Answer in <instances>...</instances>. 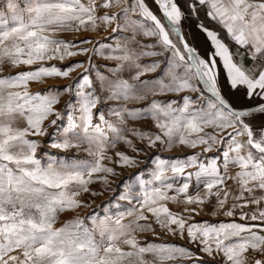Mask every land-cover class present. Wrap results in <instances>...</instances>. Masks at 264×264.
<instances>
[{
	"label": "snow or ice",
	"instance_id": "6c2138e0",
	"mask_svg": "<svg viewBox=\"0 0 264 264\" xmlns=\"http://www.w3.org/2000/svg\"><path fill=\"white\" fill-rule=\"evenodd\" d=\"M153 2L162 16L147 0H24L23 7L20 0H4L12 16L11 22L0 18V264H175L178 259L196 264V254L185 246L141 240V233L159 239L153 225L166 235L184 239L186 234L200 252L214 261L218 257L219 264H264V123H253L264 117V0H185L187 14L177 0ZM201 12L218 26L197 24L208 44L205 55L187 42L180 27L186 15L199 20ZM101 27H111L115 46L87 37L62 38L64 33L96 32ZM120 31L132 35L121 43L115 35ZM137 35L154 37L156 43L142 44ZM130 44L142 49L159 46L162 51L137 52ZM163 52L171 55L162 75L141 80L160 64L141 65L140 57ZM76 56L87 59L64 63ZM93 56L117 62L109 68L110 75L95 68ZM6 67L25 70L5 75ZM125 70L134 74L124 79ZM221 74L232 92L242 88L247 100L256 98L258 103L235 107L221 87ZM49 80L70 82L31 91L32 84ZM184 92L197 96H180ZM170 94L179 100L153 99L144 111L124 104L100 107L108 101ZM65 95L69 100L57 110ZM126 118L151 119L156 131L120 127ZM49 128L57 129L59 138ZM126 131L149 148L159 143L165 150L184 146L202 151L182 159L154 158L150 179H143V173L131 178L138 192L124 182L118 197L128 201L124 210L112 215L106 206L103 217L76 216L57 226L61 213L89 207L79 197L90 191V184L99 180L107 185L108 175H115L104 163L113 162L109 149L122 142L140 151ZM46 135L50 147L83 150L89 158L43 159L37 155L40 140L35 138ZM213 151L218 155L205 163L203 154ZM115 155L118 166H136L134 157L119 151ZM189 168L196 171L187 172ZM193 176L197 189L203 184V194H189ZM178 178L183 183L177 185ZM212 198V215L232 218L239 209L242 222H192V214L199 215L197 208L185 207V216L168 207L169 202H182L201 208ZM249 205L255 207L246 210Z\"/></svg>",
	"mask_w": 264,
	"mask_h": 264
},
{
	"label": "rangeland",
	"instance_id": "374dc122",
	"mask_svg": "<svg viewBox=\"0 0 264 264\" xmlns=\"http://www.w3.org/2000/svg\"><path fill=\"white\" fill-rule=\"evenodd\" d=\"M179 3H182V7L184 11H186V4L185 0H178ZM23 2L24 0H20L21 7H23ZM147 3L149 4L150 7H152L155 11L156 10V5L152 0H147ZM184 5V6H183ZM185 7V8H184ZM201 14V13H200ZM11 16L12 14L7 12L6 8L4 7V0H0V18H6L11 22ZM160 16H162L160 14ZM185 22V23H184ZM187 22H189L188 17L184 19L181 23V29L184 28V25L186 26ZM199 23V22H198ZM197 23V24H198ZM113 33L108 31V30H101L98 29L96 32H82V33H64L62 34V38L66 40H82L84 38H90L93 40V42L96 41H101L105 43L112 44L115 46V39H113ZM116 35V34H115ZM95 36H101L103 40L96 39ZM119 34L116 35L117 38H119ZM125 36L121 35L120 38L123 39ZM174 41L177 40L175 36L171 37ZM203 39L200 41L197 40V45H201V51L206 52L205 46L203 43ZM196 42V41H195ZM84 47H89L91 48L92 45H82ZM179 46V45H178ZM158 47V48H157ZM156 48L160 51L159 46ZM199 47V46H198ZM134 49L139 50V52H142V48H137L134 47ZM156 49V50H157ZM144 50H149V49H144ZM157 50V51H158ZM200 53V52H199ZM164 55L169 54V52H163ZM91 55V53H89ZM143 61L144 57H141ZM87 59L86 56H76L72 57L66 61H64L65 64H71L76 61H85ZM93 63L95 65V68L98 69L100 72L104 73L105 75H110L109 73V68H112L116 65V61L113 60H105L100 56H93ZM54 63H60L59 61H54ZM87 66V65H86ZM25 70L23 67L21 69H11L10 67H6L4 69V74L7 75L10 72H15V71H23ZM79 72H82L83 69L78 70ZM183 69H181L180 72H182ZM125 71L122 73V76H124ZM78 75V73H73V76ZM92 79L94 81V86L97 87V91L99 92V85L98 82H96L95 78V70L92 72ZM149 76V75H148ZM148 76L141 77V80H148ZM70 81L68 80H49L46 82V84L40 85V84H32L31 85V91L36 92V91H42L44 88L56 84V85H64L69 83ZM226 91V90H225ZM101 95H106L105 93H100ZM183 95H188V94H182ZM153 99H158V100H163L166 101L168 99H177L179 100V96H174L170 94L169 96H157L153 97L151 95H148L146 99L142 101H130V102H123V101H108L106 104L101 105L100 107L102 110H107L109 107H118L121 104H124L128 109L130 110H140L144 111L147 109L148 105L151 103ZM69 100V97L65 95L64 97L61 98V103L57 105V110H62L64 107L65 102ZM55 117H51L50 119H54ZM109 119L115 121V117H109ZM47 123V122H46ZM64 124H66V117L64 120ZM122 128L125 129H140L142 131H151L155 132L156 129L153 125V122L151 119H127L126 118V123L123 125H119ZM49 132L53 133L57 138H59V131L55 128H49ZM125 135L127 136L128 139L132 140L135 148L139 149L140 151H133L131 148H129L127 145L124 143H118L114 149H109L108 155L113 157V162L109 163L107 160L104 161L107 166L112 167L115 171V175H108V184L105 185L103 182L97 180L95 183H92L89 185L90 191L87 193H83L79 199L83 201L85 204H88L89 207L87 208H80L77 209L75 212H65L61 213L59 215V219L57 222V226H59L63 221L72 219L76 216H80L81 218L87 217L91 214L98 213L99 216L103 217L105 215V207L107 206L109 209V214L114 215L117 211H122L124 208L128 207V201L126 200H119L118 197L120 196L121 192L124 190L123 185L125 181H129L132 183V191L138 192L139 191V185L132 182L131 178L135 177L138 173H143V179H150V171L154 168V163L153 160L156 157H159L161 159H166V160H173L177 158H184L188 155H191L196 152H201L199 148L197 149H190L186 148L184 146H177L171 150H165V148L157 143V145L154 148H149L147 146L146 141H140L136 137L132 136L130 132H125ZM35 139L40 140V147L37 150V155L40 157H43V159L47 160L49 158H63V159H88L89 157L83 150H72L69 152H62L59 149L52 148L50 147V138L49 136H44V137H37ZM86 147V145H85ZM123 152L126 155L130 157H134L136 161V166L135 167H120L118 166L115 161L118 159L115 155L116 152ZM218 154H203L202 159H204V162H207L208 158H211L213 156H216ZM145 163H142V162ZM187 172H193L194 168H189L186 169ZM102 175V174H99ZM183 183V178H178L177 179V185ZM197 181L195 176L192 177L190 181V187H189V194L194 195L196 192L199 190L201 194H203V191L200 190L202 189V185H200L199 189L196 187ZM91 192H97L99 195L93 196L91 195ZM170 195H174V193H169ZM180 200H183V197H180ZM119 204L121 207L117 208L116 205ZM168 207L173 211V212H178L181 213L185 216L188 215V213L184 212L185 207L188 208H197L199 211V215H196L195 213L192 214V222H203V221H208L211 222V215L208 213L206 215L205 208H198L196 205H185L182 202L181 203H168ZM87 222V221H86ZM156 228V232L159 235V239H157V236H154L152 233H141L140 239L141 240H148V241H155V242H170L176 245H181L185 246L188 249L192 250L193 253L196 254V264H219V258L214 261L212 257L207 256L206 254L202 253L199 251V248L196 244L190 243L186 237L181 239L178 235L177 236H171V235H166L162 232H160V229L158 226L153 225ZM202 258V259H201ZM175 264H192L191 261L185 260V259H178Z\"/></svg>",
	"mask_w": 264,
	"mask_h": 264
},
{
	"label": "crops",
	"instance_id": "0c3cea01",
	"mask_svg": "<svg viewBox=\"0 0 264 264\" xmlns=\"http://www.w3.org/2000/svg\"><path fill=\"white\" fill-rule=\"evenodd\" d=\"M152 1H153V0H152ZM131 2H132V0H129V4H130ZM177 3L182 7V3L180 4L178 0H177ZM154 4H155V3H154ZM155 5H156V4H155ZM183 6H184V5H183ZM150 8H151V10H152V11H153L158 17H160V14L162 15V13L160 12V10H159V8H158L157 5H156V10H157V11H155L152 7H150ZM182 10H184L183 7H182ZM113 11H119V10H118V9H113ZM194 16H196V15H194ZM132 18H133V19H140V17H139L138 15H133ZM120 22H121V24L123 23V21H120ZM198 22H203V21H202V20H199ZM112 27H115V24H113ZM210 28H212V27H210ZM100 29H101V30H104L102 27H101ZM107 30L110 31V32H112L111 27L108 28ZM117 34H119L120 36L123 35V36H125V37H130V36L132 35L131 32H123V31H120V32H118ZM117 34H116V35H117ZM120 36H119L118 39H120L121 43H123V39H121ZM95 38H96V39H99V40H103V38H101V36H100V37H99V36H95ZM136 39H137L138 41H140L142 44H155V43H156V40H155L154 37H152V38H146V37H144L143 35H137V36H136ZM114 41H115V43L117 42L116 39H115ZM129 47H131V48H134V47L140 48L139 45H137V44H130ZM193 47H194V46H193ZM157 48H158V47H157ZM157 48H153V49H149V50H144V49H142V50H143V51H156V52H160V50H158ZM195 48H197V47H195ZM156 49H157L158 51H157ZM197 49H198V48H197ZM198 50H199V49H198ZM136 51L139 52V50H137V49H136ZM199 52H200V51H199ZM200 54H201V53H200ZM141 57H142V56H141ZM141 57H140V59H139V61H138L141 65H150V64H152V63L159 62L160 67L157 68L156 71H154V72H147V73H145V74L142 76V77H145V76H148V75H149V76H148V80H153V79H155V78H157V77H159V76L162 75V73H163V71H164V69H165V67H166V62H167L168 58L170 57V55H169V54H166V55L162 54V55H157V56H143V57H144V60H143V61H141V60H142ZM181 69H182V68H181ZM181 69H178L177 71L180 72ZM124 74H125V75L123 76V78H124V79H128V78L130 77V75H132V74H134V73H130V72H128L127 70H125V73H124ZM220 83H221V87H222V89H223L224 92L230 97V99H231V101L233 102V104H234L235 107L239 108V107H244V106H247V105H250V104H256V103H258V102H254V100H257L256 98H253L252 100H247V99L242 95V93H243V89H242V88H241V89H238V90L235 91V92H232V91L229 89V86H228L226 80L224 79V75H223V74H221V76H220ZM225 90H226V91H225ZM182 94H188V95L192 96L193 99H195L196 96H197V93L184 92V93H181L180 95H182ZM251 101H252V103H251ZM253 123L256 124L257 126L261 125L262 123H264V117H257V118L253 121ZM209 131H211V130L209 129ZM199 149L202 150L201 148H199ZM215 153H216V152L213 151V152L204 153V154H206V155L211 154V155H212V154H215ZM216 154H218V153H216ZM195 171H196V169H194L193 172H195ZM221 171H223V169H221ZM234 171H235V169H230V173H232V172H234ZM228 184L231 185V184H232V181L229 180V181H228ZM200 190L203 191V185H202V189H200ZM258 194H259V193H258ZM214 203H215V198H212V201H211V202L205 203V204L201 207V208H205V212H204V213H206V215H208V213L211 215V222H213V223H217V222H220V221H229V220H233V219H235L237 222H242V221H239V209L237 210V214H236V216H234V217H232V218L225 217V216H223V215H219V214H218V215H212V211H213V205H214ZM196 207H197V206H196ZM254 207H255L254 205H249V206H248V209H246V210H252ZM253 223H259V222H253Z\"/></svg>",
	"mask_w": 264,
	"mask_h": 264
},
{
	"label": "trees",
	"instance_id": "16d2710c",
	"mask_svg": "<svg viewBox=\"0 0 264 264\" xmlns=\"http://www.w3.org/2000/svg\"><path fill=\"white\" fill-rule=\"evenodd\" d=\"M185 10H186L185 13L187 14V7H186ZM186 17H188L189 22H187L186 26L184 25V28L182 29V31H183V33H184V35L186 37V40H187V42L190 43L191 46L197 47L199 49L201 55H205V53L209 50V48H208V44L205 41L204 34L197 27V23H198L199 20H202L209 27L218 29V26L215 24V22H210L204 16L203 12H201V14L199 15V20L194 15H191V16H187L186 15ZM221 34L223 35V33H221ZM201 39L204 40L203 43H204V46L206 48L205 50H207L206 52L201 51V47H202L201 45H197V40L200 41ZM254 102H258V100H254ZM251 103H252V101H251Z\"/></svg>",
	"mask_w": 264,
	"mask_h": 264
},
{
	"label": "water",
	"instance_id": "95a60500",
	"mask_svg": "<svg viewBox=\"0 0 264 264\" xmlns=\"http://www.w3.org/2000/svg\"><path fill=\"white\" fill-rule=\"evenodd\" d=\"M181 35L186 39V37H185V35H184L182 29H181Z\"/></svg>",
	"mask_w": 264,
	"mask_h": 264
},
{
	"label": "bare ground",
	"instance_id": "6f19581e",
	"mask_svg": "<svg viewBox=\"0 0 264 264\" xmlns=\"http://www.w3.org/2000/svg\"><path fill=\"white\" fill-rule=\"evenodd\" d=\"M142 163H145L144 161Z\"/></svg>",
	"mask_w": 264,
	"mask_h": 264
}]
</instances>
